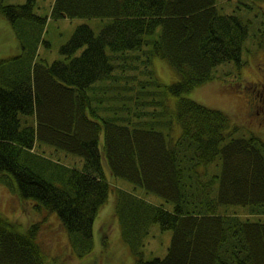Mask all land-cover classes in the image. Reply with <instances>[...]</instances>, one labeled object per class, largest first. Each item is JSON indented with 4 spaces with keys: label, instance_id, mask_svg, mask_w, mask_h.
Returning a JSON list of instances; mask_svg holds the SVG:
<instances>
[{
    "label": "trees",
    "instance_id": "16d2710c",
    "mask_svg": "<svg viewBox=\"0 0 264 264\" xmlns=\"http://www.w3.org/2000/svg\"><path fill=\"white\" fill-rule=\"evenodd\" d=\"M220 3L54 0L43 15L36 0H0L21 47L0 60V182L55 211L68 236L65 251L46 248L42 220L23 223L0 209V264H80L71 257L93 252L112 190L105 164L173 203L168 209L118 187L113 214L136 264H264V221L229 209L264 213V141L232 136L225 111L187 95L213 80L218 64L241 62L248 22ZM49 17L110 21L99 33L78 24L49 61L39 53L51 46ZM157 57L177 81L158 79ZM154 222L172 229V240L165 256L145 259Z\"/></svg>",
    "mask_w": 264,
    "mask_h": 264
},
{
    "label": "rangeland",
    "instance_id": "374dc122",
    "mask_svg": "<svg viewBox=\"0 0 264 264\" xmlns=\"http://www.w3.org/2000/svg\"><path fill=\"white\" fill-rule=\"evenodd\" d=\"M53 1L36 0L35 11L43 15L50 14ZM4 2L23 3L26 0H4ZM221 2L219 6L221 12L236 13L248 22L249 34L243 45L241 62L231 60L218 64L213 72L214 79L197 86L187 95L207 106L225 111L230 116V129L235 128L232 136L246 138L257 136L264 141V121L261 119V113L258 114L247 106L250 96L255 92L247 86L261 79L264 80V45H262L264 44V41L262 42L264 40V1L221 0ZM109 21V18L49 17L45 35L46 39L51 42V46L47 48L45 45H40V56L48 58L49 61L60 58V46L71 38L78 24L86 22L92 26L96 33H99ZM20 52V42L10 21L0 12V60ZM151 67L162 83L170 84L179 79L178 74L165 60L157 57ZM138 70L140 72V69ZM145 74L143 72L141 76L144 78ZM263 102L261 101V103ZM175 103L176 98L171 97L170 104L174 107ZM175 123L176 130L181 133V125L177 121ZM54 154H57L56 157L68 159L64 151H54ZM75 156H77L74 158L77 162L75 164L81 167L83 164L81 157ZM105 167L112 190L109 200L101 207L95 222V249L83 258L71 257V259L80 264H136L135 255L123 238L119 222L113 214L118 187L131 190L156 204H164L168 209H173V203L161 195L147 191L125 177L114 176L108 171L106 164ZM36 203L35 200H22L17 191L10 190L0 182L1 211L10 218L13 217L23 223H27L28 220H42L40 237L44 246L52 250L65 251L68 236L59 215L55 211L48 212L44 207L41 210L37 209ZM229 209L230 211L236 210L242 216H249L250 219L264 221V213H260L261 215L251 214L246 210L247 206L235 205L234 207L230 205ZM172 234V229H163L158 222L152 223L141 248L144 258L165 256L172 240Z\"/></svg>",
    "mask_w": 264,
    "mask_h": 264
},
{
    "label": "flooded vegetation",
    "instance_id": "af4514ba",
    "mask_svg": "<svg viewBox=\"0 0 264 264\" xmlns=\"http://www.w3.org/2000/svg\"><path fill=\"white\" fill-rule=\"evenodd\" d=\"M260 81H256L252 85L247 86V88H251V91L255 90L250 96L247 106L251 110L254 109L256 113H261V119L264 121V102L261 103V101H264V80L261 79Z\"/></svg>",
    "mask_w": 264,
    "mask_h": 264
},
{
    "label": "bare ground",
    "instance_id": "6f19581e",
    "mask_svg": "<svg viewBox=\"0 0 264 264\" xmlns=\"http://www.w3.org/2000/svg\"><path fill=\"white\" fill-rule=\"evenodd\" d=\"M109 171V170H108Z\"/></svg>",
    "mask_w": 264,
    "mask_h": 264
}]
</instances>
